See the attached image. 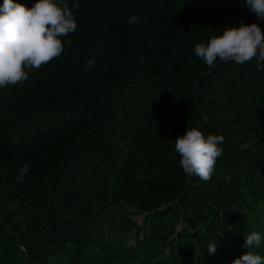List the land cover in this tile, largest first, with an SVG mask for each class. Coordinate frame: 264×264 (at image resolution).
<instances>
[{
  "label": "trees",
  "instance_id": "1",
  "mask_svg": "<svg viewBox=\"0 0 264 264\" xmlns=\"http://www.w3.org/2000/svg\"><path fill=\"white\" fill-rule=\"evenodd\" d=\"M64 2L79 8L61 55L0 88V264H90L95 247L97 264H231L264 235V71L209 70L194 48L264 21L244 0ZM193 127L224 137L207 182L174 149Z\"/></svg>",
  "mask_w": 264,
  "mask_h": 264
},
{
  "label": "clouds",
  "instance_id": "2",
  "mask_svg": "<svg viewBox=\"0 0 264 264\" xmlns=\"http://www.w3.org/2000/svg\"><path fill=\"white\" fill-rule=\"evenodd\" d=\"M243 6L253 12L257 19L264 21V0H244ZM78 4L64 0H35L31 7L14 0H3L0 4V88L23 83L28 79L25 69H39L42 65L59 57L64 50L61 37H67L77 28L74 11ZM129 24L138 22L132 15ZM67 43L70 45L71 40ZM195 55L202 59L211 70L219 59L221 62H234L239 65L255 60L257 71H264V32L257 23L244 24L242 21L231 26L225 25L219 35H213L207 43H198ZM141 57L137 63L143 64ZM95 62L87 60L85 70ZM107 67V66H105ZM222 135H203L197 128H187L174 143L180 166L189 177H198L207 182L212 174L217 158L223 148ZM29 171L27 164L19 169L16 181L22 182ZM264 235L251 231L244 236L243 248L248 251L231 261V264H264V257L251 251L259 248ZM208 253L216 251L215 242H206Z\"/></svg>",
  "mask_w": 264,
  "mask_h": 264
},
{
  "label": "rangeland",
  "instance_id": "3",
  "mask_svg": "<svg viewBox=\"0 0 264 264\" xmlns=\"http://www.w3.org/2000/svg\"><path fill=\"white\" fill-rule=\"evenodd\" d=\"M28 154L25 153L24 156H27ZM128 213H130L131 216V220H133L136 224L141 225L142 224V218L144 217L145 213H141L139 208H129L126 207ZM177 228L181 227L180 223H176ZM262 234V233H261ZM132 244V238H128V241L126 242L125 245L130 246ZM93 253L92 255L89 257V262L90 264H97L96 262L99 260V258H101L103 255H106L105 252L103 250H101L99 247H95L93 248ZM217 253L215 254V257H217ZM113 263V262H112ZM84 264V263H83Z\"/></svg>",
  "mask_w": 264,
  "mask_h": 264
}]
</instances>
